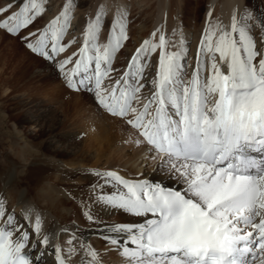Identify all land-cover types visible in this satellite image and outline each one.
Wrapping results in <instances>:
<instances>
[{
    "label": "snow or ice",
    "instance_id": "1",
    "mask_svg": "<svg viewBox=\"0 0 264 264\" xmlns=\"http://www.w3.org/2000/svg\"><path fill=\"white\" fill-rule=\"evenodd\" d=\"M73 3L33 31L45 15L44 0H10L0 8V32L20 38L38 60L55 66L70 89L91 93L161 161L167 184L163 176L157 182L113 170L94 173L100 180L95 202L134 218L100 222L104 239L127 264H264V51L251 34L250 14H234L225 26L212 23L209 13L191 74L183 34L179 50L169 52L172 41L154 33L114 78V60L129 39L125 17L109 24L103 46L106 18L90 19L79 51L62 58L71 46L63 41ZM257 20L264 28V12ZM153 55L156 73L148 80ZM146 86L151 95L144 98ZM87 219L97 222L91 211ZM41 228L38 215L34 221L30 213L18 217L0 198V264H43L48 253L33 243L49 246L48 236L40 239ZM66 243L49 249L56 264H70L75 253L89 257L87 264H102L98 251L75 233Z\"/></svg>",
    "mask_w": 264,
    "mask_h": 264
},
{
    "label": "rangeland",
    "instance_id": "2",
    "mask_svg": "<svg viewBox=\"0 0 264 264\" xmlns=\"http://www.w3.org/2000/svg\"><path fill=\"white\" fill-rule=\"evenodd\" d=\"M180 1V7L183 2L191 5L185 24L177 15ZM206 1L74 0L69 9L70 27L63 41L71 46L61 57L65 58L79 51L90 19L94 21L97 16L106 18L101 21L103 28L99 37V43L103 46L108 43L109 24L118 15L123 16L129 39L113 63L116 71L111 75L118 78L126 69L132 53L144 40L152 39L154 33L157 38L164 34L172 41L168 47L169 52L178 51L181 33L183 36L186 33L195 35L193 33L196 32V27L199 29L202 26ZM249 1L260 13L264 12L261 0ZM9 2L10 0H0V8L6 7ZM195 2H200V5L197 7ZM68 3L69 0H44L45 15L32 30L42 29L60 16ZM195 11L199 13V17L196 18V23L191 24L190 17L193 18ZM251 15V34L257 48L261 50L262 27H259L256 16L253 13ZM73 41L76 43H71ZM187 44V59L190 64V51L194 42L188 41ZM156 64L157 57L151 56L146 65L145 75L148 80L154 78ZM150 94L148 86L141 93L144 98ZM121 125L124 126V132L120 129ZM121 132L124 133L123 138H138L135 130L130 135L131 128L128 125L99 108L91 93L70 89L55 66L38 60L20 38L0 32V198L4 203L7 204L8 200L15 199L24 192L36 194L35 186L42 173L53 170L36 163L48 157L68 160L77 163L68 166L75 172L67 174L66 171L60 176V180L50 177L47 182L71 196L72 204H76L81 217L85 218L84 222L93 224L87 220V213L93 209V181L87 179L93 175V169H96L93 167V155L96 152L93 143L122 141L118 136ZM111 150L107 156L114 151ZM56 166L59 164L53 165ZM76 169L81 173L76 172ZM130 172L131 170H124L125 175H130ZM46 262L47 260H43V264L48 263Z\"/></svg>",
    "mask_w": 264,
    "mask_h": 264
},
{
    "label": "bare ground",
    "instance_id": "3",
    "mask_svg": "<svg viewBox=\"0 0 264 264\" xmlns=\"http://www.w3.org/2000/svg\"><path fill=\"white\" fill-rule=\"evenodd\" d=\"M261 1L264 4V0ZM180 3L181 1L178 2L177 15L180 21L184 22L185 18L188 20L189 15L187 14L190 11L191 5L187 2H183L182 7H180ZM195 4L198 7L200 2H195ZM250 9H253L251 13H249ZM205 11L206 13L204 15L203 24L199 29L196 27V32L193 33L195 35L186 33L187 35L183 36L187 42L192 40L194 42V46L191 48L192 50L190 51L189 57V62H191L190 65L192 66L189 68V73L192 72V69L195 66L197 49L201 42L202 33L208 26L210 12L212 23H220L225 26H230L234 14H238L239 17H243L244 13L247 11L250 16H252L251 14L253 13L256 18L260 15L259 9L256 10L254 5H252L249 0H207ZM163 14L164 12L162 15ZM198 17L199 13L195 11L193 18L190 17L189 22L191 24L196 23V18ZM256 21L258 22V20ZM178 27L180 28V26ZM259 27H261V25ZM262 33L263 38L261 37L262 41L260 42V48L264 51V28H262ZM179 42H181V39ZM120 129L123 131L124 126L121 125ZM123 132L118 134L122 141L108 143L95 141L93 143V148H96V152H94L93 155V167L96 169H93V175L91 174V177L87 179L89 181H93V209L91 211L93 216L97 218V222H93V224H86L84 222L85 218L81 217L76 204H72L73 198L65 195L62 190L56 188L54 184L47 182V179L50 177L60 180V176L64 175L66 171L67 174L75 172V170H72L73 168H69L68 166L76 165L77 163L70 162L68 160L61 161L48 157L47 159H42L40 162L36 163L53 169L52 171L45 170L42 173L41 179L35 186L36 194L30 195L27 192H24L19 197L8 200L7 204L5 203L7 208L14 210L18 217L21 216L22 213H30L33 221L37 215L41 218L42 228L40 239H42L43 236H48L50 243L47 248L40 247L38 239H34L33 243L37 244L40 252L48 253L43 257V260H47V264H56L55 257L49 251L51 246L58 244L67 248L66 242L74 233L76 239H78L81 243L90 244L98 251L100 254L98 259L102 261V264H127L118 247L111 245L104 239L101 234L104 229L100 222H103L104 224H119L132 221L134 218L123 215L119 211L104 208L95 202V193L99 191V189L94 188V185L100 183V180L99 177L94 175V173H104L109 170H113L131 180H155L159 182L160 177L163 176L164 183L167 184L169 181L167 179V175L159 170V164L161 161L150 157L148 147L144 144L135 143L134 141L138 138H135V140L133 138H129V136L123 138ZM133 132L134 130L131 129L129 134L131 135ZM104 150L106 151L104 152ZM110 150L112 152L109 156H107V153ZM129 153H131L132 156H130ZM55 164H59V166L53 167ZM79 169L82 170L83 168L79 167ZM124 170H131L130 175H125ZM76 172L81 173V171H78L77 169ZM23 181H26V179H23ZM56 183H58V180H56ZM173 186L178 187L179 185ZM107 190L108 189H106V191ZM28 251L32 252L33 249H28ZM89 259V257H85L81 253H75L70 258V264H87Z\"/></svg>",
    "mask_w": 264,
    "mask_h": 264
}]
</instances>
